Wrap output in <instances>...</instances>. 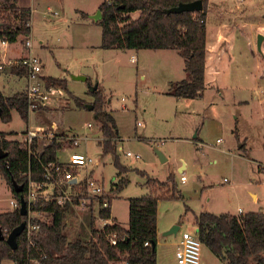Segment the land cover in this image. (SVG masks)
I'll list each match as a JSON object with an SVG mask.
<instances>
[{
	"label": "rangeland",
	"instance_id": "rangeland-1",
	"mask_svg": "<svg viewBox=\"0 0 264 264\" xmlns=\"http://www.w3.org/2000/svg\"><path fill=\"white\" fill-rule=\"evenodd\" d=\"M102 1L17 0L18 4L31 9L30 32L19 35L11 43L3 44L0 39V49L3 59L8 60L29 53L38 56L43 63V80L46 76L64 79L67 91L88 102L94 99L90 92L92 87L101 91L104 110L111 111L116 120L119 162L130 167L123 173L127 184L110 202V211L120 225L126 227L128 224V198L149 192L147 175L165 180L173 174L181 197L158 200L155 249L157 264H177L178 237L182 231L196 230L194 217L198 212L264 211V172L247 158L264 157V153L252 143L254 136L250 141L245 140L247 149L244 152L239 148L242 141L232 132L236 126L241 136L245 132L254 133L251 118L256 122V116L264 113L261 110H264V43L260 51L256 46L257 34L263 30L259 26L264 28V0H214L217 2L212 4L214 17H218V9L222 8L228 20L227 28L233 27L234 48L229 50L230 60L220 69L215 86L209 85L203 96L193 99L167 93V62L157 58L155 51L141 49L137 53L136 49L100 46L98 20L101 16L99 19L94 16ZM212 23L211 16L209 25ZM26 37L31 41L30 51L24 47ZM132 54L136 60L131 59ZM172 64L173 68L180 69L179 57L174 55ZM11 73L7 66L0 70V93L5 96L25 91L28 83L25 76ZM52 86L60 88L61 93L43 109L30 111L27 122L16 110L11 111L9 121L0 117V131L3 132L0 137L20 141L26 130L38 131L41 136L50 132L53 136L63 134L65 137L86 133L88 139H80V145L72 151L86 152L92 158L94 163L87 171H91L108 191L118 179V169L112 154H103L98 144L101 132L94 112L76 106L66 90ZM240 93L248 96V106L233 103ZM257 95L263 96L262 102H257ZM88 123L93 126L88 128ZM219 138L222 140L218 141ZM63 140L66 142L65 138ZM251 143L255 146L249 149ZM156 150L162 152L166 160L161 161ZM125 151L139 157L126 156ZM68 153L61 150L58 156L66 159ZM182 164L185 166L180 172L178 167ZM181 175L186 177L184 182L180 180ZM151 187L160 194L169 192L155 184ZM251 193L256 194V199ZM13 198L8 182L0 175V212L12 210L10 200ZM90 216L88 208H71L65 218L68 239L90 236ZM101 223L95 219L96 227H101ZM173 225L179 226L176 235H162ZM2 264L15 262L4 259ZM200 264L226 262L202 244Z\"/></svg>",
	"mask_w": 264,
	"mask_h": 264
},
{
	"label": "trees",
	"instance_id": "trees-1",
	"mask_svg": "<svg viewBox=\"0 0 264 264\" xmlns=\"http://www.w3.org/2000/svg\"><path fill=\"white\" fill-rule=\"evenodd\" d=\"M190 1L193 0H115L111 5L102 1L99 5L101 18L98 20L101 25L100 46L106 49H175L184 59L186 77L171 83L167 93L177 98H198L205 87L206 19L210 0H201V10L166 12L180 2ZM132 12H138L137 16L131 17ZM30 20V8L19 6L17 0H0L1 40L11 43L19 35H28ZM10 70L17 75L25 74L21 67L11 66ZM44 80L47 86L57 85L67 91L64 79L46 76ZM90 92L94 96L91 102L70 91L67 94L76 106L94 112L101 132L98 144L103 154H112L118 169L117 181L105 194L109 205L99 210L100 216L107 219L110 218L112 198L128 182L123 173L130 167L119 162L116 152L119 134L113 113L104 110V97L99 89H90ZM12 110H16L25 122L28 121L25 91L10 96L0 93V117L9 121ZM64 138L63 134H55L50 140L33 138L28 147L24 142L0 137V152L4 154L0 158V175L8 182L15 199L19 201L24 189L22 187L20 192H16L13 182L24 185L23 173L28 170L31 177L40 179L43 165L57 161ZM141 173L145 174L144 171ZM146 184L148 193L128 198L127 227L114 220L96 228L91 215L87 239H68L65 218L71 210L69 204L58 206L47 202L33 205L31 210L46 211L51 218L40 222L32 234V243L28 242L24 231L17 236L14 249L5 238L0 239V264L4 259L13 260L15 264H34V259L38 260L37 264H119L123 261L128 264H157L156 249H152L151 241H155L156 247L158 200L179 198L181 193L173 174L165 180L148 178L147 175ZM152 184L169 192L160 194L151 187ZM26 219L27 214H20L19 208L0 212V230L6 237ZM194 220L201 243L226 264H264V211L234 215L202 210L195 214ZM112 232L118 238L115 246L106 237ZM145 241L150 244L145 245Z\"/></svg>",
	"mask_w": 264,
	"mask_h": 264
},
{
	"label": "built area",
	"instance_id": "built-area-1",
	"mask_svg": "<svg viewBox=\"0 0 264 264\" xmlns=\"http://www.w3.org/2000/svg\"><path fill=\"white\" fill-rule=\"evenodd\" d=\"M103 1L105 4L111 5L115 0ZM1 41L3 44L7 43L5 40ZM24 47L26 49L31 48V41L27 37ZM1 53L0 49V58ZM131 59L136 60V57L131 55ZM6 66L21 67L25 70L24 76L27 78L28 83L24 89L29 112L51 103L54 96L61 93L60 88L44 84V80L41 78L43 76L41 75L43 63L36 55L29 53L28 55L7 61L0 59V70ZM137 125H140V122H137ZM87 127L91 128L92 124L88 123ZM55 128L56 126L53 124L52 130L54 131ZM41 135L38 131L28 130L20 141L29 147L33 138L46 137L50 140L53 137L52 132L47 136ZM86 138V134L81 136H66V142L62 145L61 150L69 152L67 158L62 159L58 156L57 161L43 165L40 179L31 177L29 170L23 173L25 183L24 185L23 183L21 184L24 189L21 196L25 200L27 209V219L24 223L23 231L29 243H32V234L39 228L40 222L51 218V215L46 211L31 210V207L37 203L54 202L58 206L69 204L71 208H88L94 220L98 218L102 222L101 227L96 228H102L105 224L110 223L109 218H102L99 214L101 208L109 205L107 198H105L107 190H105L101 182L92 176L91 171H87L88 166L94 163L92 158L86 152L72 151L73 148L80 145V139L85 140ZM125 155L136 159L139 157L138 154H133L131 151H125ZM180 180L184 182L186 180L185 175H181ZM101 198H103L102 202L100 201ZM10 204L12 210L20 207V202L15 198L10 200ZM96 208L97 213L94 214ZM238 211L240 214L241 209ZM33 219L36 221H33ZM106 237L111 245H117L118 238L116 233H109ZM144 244L149 245L150 243L145 241ZM201 245L197 228L194 231H182L176 242L175 257L177 264H200ZM32 263L37 264L38 260L34 259ZM122 263L128 264L127 261H123Z\"/></svg>",
	"mask_w": 264,
	"mask_h": 264
},
{
	"label": "crops",
	"instance_id": "crops-1",
	"mask_svg": "<svg viewBox=\"0 0 264 264\" xmlns=\"http://www.w3.org/2000/svg\"><path fill=\"white\" fill-rule=\"evenodd\" d=\"M238 1H242V0H238ZM212 4H217V2L216 1L214 2V0H210L209 8H208V11H207L206 46H205V79H204L205 87H204V90H203L201 96L204 95L205 90L207 89L206 87H208L209 85L213 86V87L215 86L216 80H217V77H218L217 75L219 74L220 69L222 68L223 64H224V66L227 65V60L228 61L230 60L229 50H233V48H234V43H233L234 36L231 33L233 27H231L229 25L228 28H227L228 20L226 19V13L221 11L222 8L218 9V17L217 18L214 17V15H215L214 14V10L215 9L212 6ZM18 5L21 6V7H26V6L21 5V4H18ZM137 14H138V12L130 13V15L133 18L136 17ZM211 16H212V22L213 23H212V25H209ZM236 25H237V23L234 22V26H236ZM259 27H261L263 29L261 33L264 35L263 26L260 25ZM263 43H264V38H263V41L261 43V46H262ZM27 50L30 51V49H27ZM123 50H127V49H123ZM151 50L155 51L153 53H155L157 58H160L161 60L167 62V64H166V66H167V77H166L167 90L169 89L171 83H173L175 81H179V80H181V79L186 77L185 76V72H184V59H183L182 56H180L178 54V52L175 49H151ZM139 51H141V49L135 50V52H137V53H139ZM132 55L135 56V54H132ZM174 55H175V57H179L180 69H178V70H177L176 67L175 68L172 67L173 66L172 59H173ZM3 56H4V54L1 53L2 60L7 61L8 59H3ZM21 56H24V55L22 54L20 56L15 57V58H19ZM9 59H11V58H9ZM175 63H176V61H175ZM8 68H10V67H8ZM11 74L13 76H17V77H20V76L23 77L24 76V75H19L18 76L15 73H11ZM258 78L259 77H257V75H256L255 79L258 80ZM255 98H256L257 102L258 101L262 102V100H263V96L262 95H257ZM249 102L250 101L248 100V96H246L243 93H240L238 95V97L234 98V101H233V103L235 105H239V106H244V105L248 106ZM261 110L264 111L263 109H261ZM34 111H39V109L34 110ZM255 120H256V122L251 118L252 126L255 127V130L253 132L256 133V135H254V133H252V131H250L249 133L245 132V133H243L242 136H244V137L242 138L241 133L237 132V127L236 126L232 130V132L235 134V136L238 137V141H242L240 146H239V148L242 149L244 152L247 149L245 140L246 139L249 140V139H251L254 136V140L252 141V143L254 142V144L256 146L251 143V145L248 148L252 149L255 146V148L258 151H261V152L264 153V124H263L264 123V113L262 112L261 115H257ZM26 131H23V132L26 133ZM86 137L87 138L85 140L88 139V135L87 134H86ZM8 139H10V138H8ZM100 139L101 138H99V140ZM217 140L221 141L222 139L219 138ZM247 158L250 161L256 163V165L258 166V169L264 172V157L257 156V155L254 156L253 155L251 157L248 156ZM184 166H185L184 164L180 165L178 167V170L180 172H182ZM251 195H252L253 199H256V194L255 193H251ZM222 213H228V212H222ZM241 213L243 214L244 212H242V210H241ZM234 215H239V212L237 214H234ZM114 220L118 223V221L116 220V217L113 216L111 211H110V218H109L110 223H113ZM127 226H128V224H127ZM162 235H164V233H162ZM157 242H158V239L156 237V243Z\"/></svg>",
	"mask_w": 264,
	"mask_h": 264
},
{
	"label": "water",
	"instance_id": "water-1",
	"mask_svg": "<svg viewBox=\"0 0 264 264\" xmlns=\"http://www.w3.org/2000/svg\"><path fill=\"white\" fill-rule=\"evenodd\" d=\"M201 9H202V1L201 0H193L190 2H180L178 5L172 6L168 9H166V12L178 13V12H182V11H195V10H201ZM100 16H101V12H100V10H97V13L94 16V18L99 19ZM263 38H264V35L262 33L257 34L256 46H257V49L259 51L261 50V43L263 41ZM92 89H94V87H92ZM156 152H157L161 161H164L166 159L164 157V155L162 154V152H160L159 150H156ZM3 156H4V154H2L0 152V158H2ZM13 186H14V189L16 192H20L22 190V185H17L15 182H13ZM19 202H20L19 212H20V214L25 215L27 212V209H26L25 200L22 196H20ZM24 226H25L24 222H21L18 226L13 228L8 233V235L6 237L0 230V239L5 238L6 242L8 243V245L12 249L16 248V245H17L16 238L23 231ZM178 230H179V226L173 225L168 231H166L164 233V235L165 236L166 235H176ZM151 247H152V249L155 248V241L154 240L151 241Z\"/></svg>",
	"mask_w": 264,
	"mask_h": 264
}]
</instances>
